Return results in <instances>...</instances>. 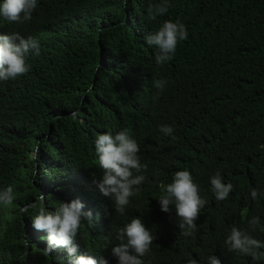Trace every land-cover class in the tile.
Returning a JSON list of instances; mask_svg holds the SVG:
<instances>
[{
    "label": "trees",
    "instance_id": "obj_1",
    "mask_svg": "<svg viewBox=\"0 0 264 264\" xmlns=\"http://www.w3.org/2000/svg\"><path fill=\"white\" fill-rule=\"evenodd\" d=\"M158 3L37 0L30 21L0 17V35L19 32L40 44L39 55L26 56L27 74L0 80V190H14L13 203L0 205V264H67L66 248L48 254L47 232L32 221L41 206L52 212L74 199L93 220L75 240L78 255L118 264L116 232L139 217L155 237L145 264H208L211 255L221 264H264L225 243L231 227L248 229L253 216L264 224V197H251L252 189L264 192V0H169L168 12L150 21L148 8ZM166 20L181 21L188 39L161 66L144 38ZM158 79L167 84L154 100ZM125 129L148 167L120 215L98 188L104 170L94 142ZM36 145L38 164L30 157ZM185 169L207 201L191 236L181 234L174 206L161 210V190L147 188ZM217 171L234 186L223 201L211 188ZM32 202L36 208L21 211ZM251 235L264 241L259 229Z\"/></svg>",
    "mask_w": 264,
    "mask_h": 264
},
{
    "label": "clouds",
    "instance_id": "obj_2",
    "mask_svg": "<svg viewBox=\"0 0 264 264\" xmlns=\"http://www.w3.org/2000/svg\"><path fill=\"white\" fill-rule=\"evenodd\" d=\"M122 3L124 7H127V0H122ZM37 6V0H3L0 3V17L9 22L22 24L32 19V13ZM170 7L169 0H160V3L148 8V19L157 20V17L164 16ZM144 39L148 46L157 48L155 62L162 66L174 58L178 43L188 39V31L181 21L166 20L158 30L149 33ZM32 50L35 55L40 54V44L33 36L25 37L19 32L0 35V80H15L27 74L30 71V65L26 63V56ZM166 84L165 79L154 80L153 85L159 90L153 97L154 100L158 99L159 92L164 90ZM159 130L166 136H172L174 131L173 127L168 125H160ZM94 145L100 168L104 170L103 178L98 182V188L105 197L111 199L114 211L124 215L130 204V198L139 195V186L146 179L143 173L148 165L141 163L142 159L138 155L139 144L126 129L115 135L111 132L101 133L96 137ZM40 151L39 145H36L30 153L31 159L37 164L40 161ZM210 183L217 201L226 200L234 190L232 183L223 182L219 171L210 178ZM147 188L161 190L158 198L161 210L167 213L174 206L176 215L180 218L178 227L181 234L193 235L200 210L207 201L201 197L199 185L194 182L190 171L187 169L176 171L172 182L163 180L154 187L151 181ZM13 191L11 185L0 190V205L7 206L13 203ZM251 197L253 200L262 198L264 192L252 189ZM43 199L44 197L41 196L40 200ZM36 207L37 204L32 202L25 205L21 211L26 213L30 208ZM84 207L85 205L79 199L60 202L52 212L45 211L41 206L32 221V226L37 231L47 232L48 246L45 251L48 254L53 248H66L67 264H107L103 257L99 262L98 257L88 250L91 256L77 254L78 245L75 244V240L82 225L88 228L93 226L92 212L84 211ZM105 214L111 215L107 208H105ZM257 229L264 232V224L258 216L248 220V229L231 227L225 240L228 251L248 255L254 262L264 261V241L251 235ZM115 238L119 243L111 247V254L117 258L118 264H145L143 258L151 252V245L155 239L139 217L132 218L129 223L119 228ZM188 264H199V262L192 259ZM208 264H221V260L211 255L208 257Z\"/></svg>",
    "mask_w": 264,
    "mask_h": 264
}]
</instances>
